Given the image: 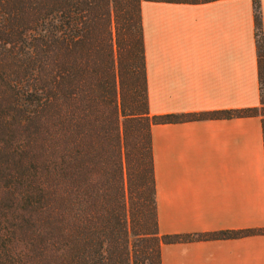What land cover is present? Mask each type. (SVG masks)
I'll list each match as a JSON object with an SVG mask.
<instances>
[{
    "label": "trees",
    "instance_id": "trees-1",
    "mask_svg": "<svg viewBox=\"0 0 264 264\" xmlns=\"http://www.w3.org/2000/svg\"><path fill=\"white\" fill-rule=\"evenodd\" d=\"M185 1V0H160ZM141 0H0V264H161L162 244L264 228L161 234L154 124L260 107L151 114Z\"/></svg>",
    "mask_w": 264,
    "mask_h": 264
},
{
    "label": "crops",
    "instance_id": "crops-1",
    "mask_svg": "<svg viewBox=\"0 0 264 264\" xmlns=\"http://www.w3.org/2000/svg\"><path fill=\"white\" fill-rule=\"evenodd\" d=\"M140 17L151 114L260 107L253 0H141ZM261 118L214 114L152 126L161 234L264 228ZM160 261L264 264V234L165 243Z\"/></svg>",
    "mask_w": 264,
    "mask_h": 264
}]
</instances>
